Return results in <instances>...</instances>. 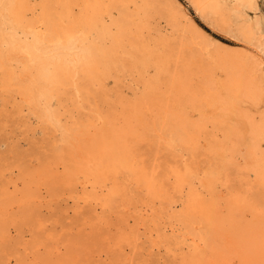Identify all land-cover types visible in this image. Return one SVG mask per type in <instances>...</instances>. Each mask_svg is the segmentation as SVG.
<instances>
[{"label": "bare ground", "instance_id": "6f19581e", "mask_svg": "<svg viewBox=\"0 0 264 264\" xmlns=\"http://www.w3.org/2000/svg\"><path fill=\"white\" fill-rule=\"evenodd\" d=\"M187 1L0 0V264L62 256L45 208H86L127 264L143 237L171 264H264V0ZM33 152L63 186L48 200ZM18 194L38 199L29 240Z\"/></svg>", "mask_w": 264, "mask_h": 264}, {"label": "rangeland", "instance_id": "374dc122", "mask_svg": "<svg viewBox=\"0 0 264 264\" xmlns=\"http://www.w3.org/2000/svg\"><path fill=\"white\" fill-rule=\"evenodd\" d=\"M182 1L185 5L191 8L187 0H182ZM193 16L203 27H205L213 35L218 36L227 42L232 41V39L228 35L222 32V29L209 25L205 20H203L194 11H193ZM21 129H22L21 127L8 126L7 131L8 132L10 131L9 133H11L12 136L18 134L19 139H20V144H22V148L26 150L27 152H32L34 150V145L30 143L31 142L30 140H27V138H25V134L27 132H23L24 130L22 131ZM38 137H41L40 133L38 134ZM41 143L42 142L38 143L37 146L39 147ZM5 147H6L5 145L2 146V148H5ZM43 150L47 151L48 149L43 148ZM41 154L39 152H33V154L31 153L28 157L26 156V161L28 164H30L33 170L32 177L38 176L32 182L33 188L36 186L38 187L40 186L42 188V191L44 192V195L42 196L43 198L41 200H48V196L46 192L47 187L54 188L55 189L54 191H58V189L60 191L63 189V186H61L60 182L55 181L54 179L48 178L47 176H44L46 177L45 180L43 182H40L41 180L40 177L42 176L39 175V172L34 170L35 168L34 166L40 165V161L37 155H41ZM200 159L201 160L203 159L205 161L206 157L201 156ZM15 168L17 171V167ZM7 173L8 171L6 172V174ZM22 184L23 183L21 182L20 185ZM67 195H68L67 192L64 191L61 193L60 196L54 195V197L60 202L63 201L64 198H68V202L71 205L72 204L71 198ZM20 196L21 195H19L18 201L12 204L11 211L14 214L13 219H15V221H14V224L13 223L11 224V227L12 228L16 226L20 227L23 231V234L26 236V239L29 240L32 237H31V233L29 230L30 226L27 223H29L30 221L28 220V218H34V215L33 213L30 212L31 211L30 206L28 205L25 206L24 204L35 206V203H33V200H36L37 198L36 197L33 198V197H30V195H28L20 199ZM69 211H70L71 216L66 219L62 217L61 219L57 209H53L52 211L48 212V210H46L45 208V211H44L45 213L56 215L55 217H53V219L50 220L49 224L50 226L55 225V228L57 229V232L59 233L57 237L60 241L63 242V249L61 253L62 256L58 257L57 254L49 255L45 251V249L42 248V250H40L41 252L40 256H42L43 259H41L40 256L38 257V259L36 257V260L38 263L40 262V264H47V261L44 259V257L46 258L49 257L54 262H57L58 260V263L60 261L63 263L64 261L65 264H68L69 262L74 260L73 261L74 264H95V263H92L93 261H90L89 253H93V251L100 249L106 256L105 260L102 261L103 262L102 264H108L109 261L113 262V264H127L128 262L127 260L124 261V260L117 259L118 256L115 254L114 248L112 249L111 247H109L110 245L108 246L107 243H105L107 239H105L103 237L104 234L100 232L102 231V229L100 230V229L94 228V229L87 230L86 228L88 225L87 226L82 225L86 217L85 215L86 208H82L81 211H78V212H75L74 209L70 208ZM116 222H117L116 219L114 220V222H112L114 226H116L115 224ZM63 223L73 225V229H70L69 227H67V229H64V227L62 226ZM101 227H107V224H102ZM17 232L18 231H14V234H16ZM140 243H141V246L137 249V252L133 259V264H171L170 263L171 256H169L168 252L165 251V248H162L161 254L158 253V249H154L151 253L150 249L152 248L148 247L149 243L148 241L145 240V237H143ZM21 248L22 250H24L23 246ZM147 253H151V254L148 255ZM146 257H149L150 260L148 261L145 260Z\"/></svg>", "mask_w": 264, "mask_h": 264}]
</instances>
